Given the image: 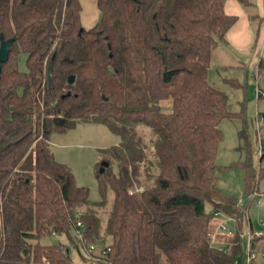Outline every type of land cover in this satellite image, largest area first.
Wrapping results in <instances>:
<instances>
[{
  "label": "trees",
  "instance_id": "obj_1",
  "mask_svg": "<svg viewBox=\"0 0 264 264\" xmlns=\"http://www.w3.org/2000/svg\"><path fill=\"white\" fill-rule=\"evenodd\" d=\"M223 1L95 0L99 19L84 28L78 0H0V35L14 38L0 63V264H70L59 240H40L54 232L80 255L75 215L82 243H105L99 264H245L246 235L251 253L264 245V232L243 231L237 199L213 185L218 125L233 116L207 81L210 53L235 20ZM84 122L119 136L103 151L108 165L96 164L94 202L49 144ZM242 168L245 194L257 193L261 170ZM108 192L101 238L97 209ZM216 211L232 219L231 232L211 241Z\"/></svg>",
  "mask_w": 264,
  "mask_h": 264
},
{
  "label": "rangeland",
  "instance_id": "obj_2",
  "mask_svg": "<svg viewBox=\"0 0 264 264\" xmlns=\"http://www.w3.org/2000/svg\"><path fill=\"white\" fill-rule=\"evenodd\" d=\"M78 2L81 26L91 27L100 16L95 0H78ZM24 62L25 54L20 52L17 56V65L21 71L26 70ZM246 66L245 64L244 67L216 68L209 70L207 75L209 84L226 95L228 111L233 113V116L221 120L218 125L221 130V140L214 158L216 169L213 185L223 195L242 199L240 208L246 212V225L243 231L247 232L249 227L253 234L258 235L264 232V156L259 159L256 155L257 148L261 145L264 146V97L256 99L254 89L258 87L264 91V70L248 69ZM159 105L163 112H168L170 100H161ZM138 129L142 136L147 135L145 129L142 127H138ZM242 130L245 139L238 137V133ZM118 142L119 136L110 132L103 124L84 122L77 123L73 128L64 132L53 133L50 149L53 158L70 170L75 184L87 188L88 200L94 202L99 200L94 176L96 164L101 162L104 149L116 145ZM246 161L255 171L261 170V176L258 177L256 184L257 195L253 199L245 194L243 187L242 164ZM110 167L113 172L116 171L115 163H111ZM144 185L145 182L135 185L133 188L140 190ZM107 196L108 200L105 205L97 209L101 225L99 237L101 238L111 193L108 192ZM204 207L206 210L208 209L207 205ZM81 210L83 211L84 208ZM228 226L231 227V223H228ZM214 230L215 228L211 233ZM72 238L74 239V237ZM214 238L209 235L211 241ZM57 240L67 249L70 264H99L94 261L93 257L97 256L105 245L102 241L89 244L94 246V250L92 253H88L84 250L89 245L74 239L80 255L71 242L62 236L56 238L50 234L43 237L40 242L54 243ZM244 244L243 241L242 246ZM253 251L257 257L255 264H259L261 262L260 254L264 252L263 243L257 242Z\"/></svg>",
  "mask_w": 264,
  "mask_h": 264
},
{
  "label": "crops",
  "instance_id": "obj_3",
  "mask_svg": "<svg viewBox=\"0 0 264 264\" xmlns=\"http://www.w3.org/2000/svg\"><path fill=\"white\" fill-rule=\"evenodd\" d=\"M222 9L235 20L223 40L212 49L207 75L212 69L244 67L245 64L248 69L257 70L259 59L264 58V0H224ZM257 89L264 92L255 87V95Z\"/></svg>",
  "mask_w": 264,
  "mask_h": 264
},
{
  "label": "built area",
  "instance_id": "obj_4",
  "mask_svg": "<svg viewBox=\"0 0 264 264\" xmlns=\"http://www.w3.org/2000/svg\"><path fill=\"white\" fill-rule=\"evenodd\" d=\"M256 95L261 96V95H263V92L257 89ZM263 153H264V146L261 145L257 148L256 155L259 157ZM256 195H257V193L255 191H253L249 195V198L253 199ZM237 204L239 206L242 204L241 198L237 199ZM213 216L214 217H220V219L218 220V222L215 226L214 232L209 234L210 237H214L216 232L229 234L231 232V229L228 226V223H231L232 219L230 217L222 215L220 212H217V211L213 213ZM74 218L76 219V221H75L74 228L72 231V237H74V239H76L78 242H83V236H82L83 225H82L81 221L78 219V215H75ZM50 234L52 236L55 235L54 232H51ZM246 236L247 237H246V246H245V253H244V263L248 264L251 259L256 257V255L249 251V235H246ZM93 250H94V246L89 245L88 247H85L84 251L88 252V253H92ZM106 251H107V248H102L99 251V254L97 256L93 257L94 261L98 262V261H100V259H103L105 257ZM261 256L263 257V253H261ZM106 264H109V263H106ZM233 264H237V262L234 261Z\"/></svg>",
  "mask_w": 264,
  "mask_h": 264
},
{
  "label": "water",
  "instance_id": "obj_5",
  "mask_svg": "<svg viewBox=\"0 0 264 264\" xmlns=\"http://www.w3.org/2000/svg\"><path fill=\"white\" fill-rule=\"evenodd\" d=\"M14 38L10 37L8 39H3V37L0 35V63H3L7 59L8 51H9V46L13 42ZM1 68V65H0ZM46 76H48V71L46 72ZM72 77L67 78V82L72 81ZM108 164L105 161L100 162V167L98 169L99 172L102 171L104 167H106Z\"/></svg>",
  "mask_w": 264,
  "mask_h": 264
}]
</instances>
